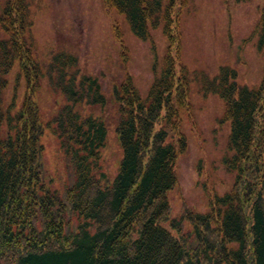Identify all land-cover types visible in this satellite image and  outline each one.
<instances>
[{
	"label": "trees",
	"instance_id": "obj_1",
	"mask_svg": "<svg viewBox=\"0 0 264 264\" xmlns=\"http://www.w3.org/2000/svg\"><path fill=\"white\" fill-rule=\"evenodd\" d=\"M104 1L125 12L143 39L165 21L166 68L147 96L130 76L114 85L123 156L109 182L102 155L106 119L85 112L86 105L107 103L100 79L83 72L76 56L53 55L49 81L66 98L48 123L66 160L67 183L59 185L46 168L41 140L35 87L42 70L29 1L0 0V264H264V76L249 86L233 66L222 65L213 77L202 74L205 90L226 103L232 154L224 162L235 182L211 198L209 210L185 205L181 217H171L167 192L187 146L177 118L178 104L187 101V87L176 76L179 16L174 0L165 7L161 0ZM256 32L264 53V5ZM16 60L28 83L19 106L15 97L6 100Z\"/></svg>",
	"mask_w": 264,
	"mask_h": 264
},
{
	"label": "rangeland",
	"instance_id": "obj_2",
	"mask_svg": "<svg viewBox=\"0 0 264 264\" xmlns=\"http://www.w3.org/2000/svg\"><path fill=\"white\" fill-rule=\"evenodd\" d=\"M28 1L38 41L35 58L42 69L50 60L51 50L76 49L81 53L80 63L98 75L104 74L101 82L108 97V112L104 116L110 115V124L109 142L102 155L105 168L112 175L119 166L123 150L115 130L121 114L120 102L113 99L111 83L130 73L142 94L147 95L154 80V68L161 69L168 50L169 37L164 32V23L151 28L153 40L142 39L132 30L125 13L117 8L107 11L104 0ZM171 2L161 0L163 7ZM263 4L264 0H174L172 3V12L179 15L182 30L176 76L187 87V101L178 106V117L188 141L187 149L179 156V185L168 194L174 214L181 212L184 200L196 209L206 210L210 194H223L233 185L234 172L226 168L223 159L231 152L227 146L230 120L223 119L225 101L217 93L206 94L202 74L211 77L221 65H230L237 68L240 83L250 86L260 83L264 75V55L257 47L254 27ZM118 29L122 38L118 36ZM248 36L252 38L246 40ZM122 39L128 47L127 63L121 53ZM18 72L17 60L7 75V98L10 100L15 94L20 103L27 82L24 74L18 79ZM36 99L45 123L65 102L62 91L44 78L36 90ZM89 109L98 111L99 107ZM42 141L45 162L55 183L66 184V162L51 129L45 130Z\"/></svg>",
	"mask_w": 264,
	"mask_h": 264
}]
</instances>
